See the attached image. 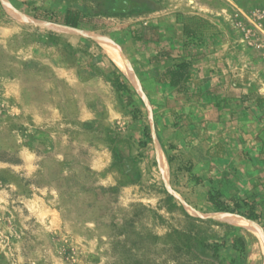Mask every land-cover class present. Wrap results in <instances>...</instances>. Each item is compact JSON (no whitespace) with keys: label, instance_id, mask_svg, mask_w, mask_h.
I'll return each instance as SVG.
<instances>
[{"label":"rangeland","instance_id":"1","mask_svg":"<svg viewBox=\"0 0 264 264\" xmlns=\"http://www.w3.org/2000/svg\"><path fill=\"white\" fill-rule=\"evenodd\" d=\"M187 1L0 0V264H255L209 196L228 210L255 200L264 239V195L183 196L170 160L167 182L159 171L176 97L152 62L195 57V36L179 32L195 29ZM67 9L90 23L36 18Z\"/></svg>","mask_w":264,"mask_h":264},{"label":"crops","instance_id":"2","mask_svg":"<svg viewBox=\"0 0 264 264\" xmlns=\"http://www.w3.org/2000/svg\"><path fill=\"white\" fill-rule=\"evenodd\" d=\"M192 1L195 57L162 50L152 62L153 80L176 97L171 104L177 124L167 130L172 147L166 148V163L177 178V194L204 197L214 190L221 200L228 191L263 197L264 54L255 42L264 32V0ZM183 62L189 79L170 86L167 71Z\"/></svg>","mask_w":264,"mask_h":264},{"label":"trees","instance_id":"3","mask_svg":"<svg viewBox=\"0 0 264 264\" xmlns=\"http://www.w3.org/2000/svg\"><path fill=\"white\" fill-rule=\"evenodd\" d=\"M37 19L44 20L50 23L59 24L62 26H65L67 28L71 29H77L82 25H87L89 21V17L82 12L78 10H71L67 9L63 14H43L42 16H37ZM203 25H206L203 23ZM198 28H201L200 25H198ZM92 30H95V28H91ZM183 36L186 39H191L195 36V29L190 27L189 25L183 27ZM133 40H136V38L133 36ZM163 56V55H162ZM161 56V57H162ZM159 58L155 60L158 61ZM187 64L185 62L177 65V70H169L167 71V74L170 77V86H176L179 83H185L189 79V74L187 73ZM117 85L120 87H126L122 82L117 81ZM147 139H151L150 134H145ZM209 202L213 205V207L218 212H227L229 214L240 216L244 219H246L248 222H258L259 219H261L260 214L256 211V202L255 200H239L234 202V208L232 210H228L223 202L216 200L212 196H209ZM242 243V242H240ZM217 246L214 247V252L216 253Z\"/></svg>","mask_w":264,"mask_h":264},{"label":"bare ground","instance_id":"4","mask_svg":"<svg viewBox=\"0 0 264 264\" xmlns=\"http://www.w3.org/2000/svg\"><path fill=\"white\" fill-rule=\"evenodd\" d=\"M66 29L70 30V28H66ZM91 38L94 41H96L100 46H102L104 50L107 52V54L115 61L116 64H118L119 69L124 71L123 64L120 62L118 58H116L115 52L110 46V44L101 37H96L92 35ZM154 145L157 146V144ZM156 154H157L160 174H162L164 181L167 182L168 167L165 156L163 152L160 151L159 149L157 150ZM219 214L223 215L224 213H219ZM224 215L231 216V219L235 221L236 225L242 230V232L247 237L248 239L247 251H249L250 254H252V256L255 258V264H264V239L262 235L259 233L258 229L254 226V224L245 221L241 217L239 218L237 216L234 215L232 216L228 214H224Z\"/></svg>","mask_w":264,"mask_h":264},{"label":"built area","instance_id":"5","mask_svg":"<svg viewBox=\"0 0 264 264\" xmlns=\"http://www.w3.org/2000/svg\"><path fill=\"white\" fill-rule=\"evenodd\" d=\"M260 39L255 42V48L264 54V32L259 34Z\"/></svg>","mask_w":264,"mask_h":264}]
</instances>
